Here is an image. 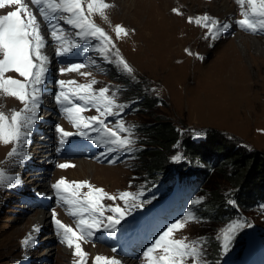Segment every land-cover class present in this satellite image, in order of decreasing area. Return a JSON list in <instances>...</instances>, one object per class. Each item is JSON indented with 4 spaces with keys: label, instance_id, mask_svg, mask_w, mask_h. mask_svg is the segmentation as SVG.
Masks as SVG:
<instances>
[{
    "label": "rangeland",
    "instance_id": "obj_1",
    "mask_svg": "<svg viewBox=\"0 0 264 264\" xmlns=\"http://www.w3.org/2000/svg\"><path fill=\"white\" fill-rule=\"evenodd\" d=\"M225 1L228 3L223 4L221 0H106L112 5L106 10L107 20L99 15H95L93 19L108 33L115 44V48L109 53L111 58L115 60L114 53L118 51L133 69L132 75L123 72L122 66L104 62L99 53L95 52L92 62L79 71H73L72 74L64 73L61 77L58 74L50 75L59 72L60 67L67 68V65L54 63L53 66L50 65L47 76L53 80L49 81L50 86L43 84L44 91L50 92L54 89L52 83L57 80H73L77 85L95 80L94 89L107 87L117 92L118 103L126 104L143 94L158 97L163 101L162 104L158 103L160 109L147 111L145 105L140 104L136 108L139 113L131 112L121 119L130 127L145 124L156 127V123L165 121L172 123L176 130L180 129L181 132L191 129L212 130L211 134L223 135L228 139L227 141L232 139L248 152L260 151L264 154V37L241 30L235 24L236 20L242 18L240 6L236 0ZM228 5L232 9L230 12H227ZM9 9L0 10V15L6 14ZM174 9L180 14L174 12ZM203 15L213 17L220 23L225 22L221 21L222 16H225L229 20L230 27L221 33L218 39L206 38V28L196 25L194 20L189 22V17ZM116 25L123 26L128 34L126 36L121 34L117 39L114 31ZM60 26L67 32V25L62 23ZM69 34L72 35V39H76L73 29ZM44 50H49V47L46 46ZM189 52L192 54L189 55ZM81 73H91V75L84 76ZM10 75L15 76L14 73ZM48 101L46 105L50 108L53 104ZM48 107L40 103L36 122L43 119L42 116L47 113ZM22 108L23 105L18 100L0 93V111L10 116L12 110L19 111ZM142 113L146 115H141ZM65 122L64 118V125ZM72 129L75 130L73 127ZM52 130L53 134L48 138L54 147L59 133L54 127ZM41 135L37 131H35V139L30 135L29 143L23 146L29 158L23 163H18L15 157L8 156L12 144L0 143V170H4L8 175L18 176L19 181L35 187V177L38 175L31 174L37 169L22 168V166L24 163L31 165L33 160L38 159L41 160L39 164H44L48 171L46 179L51 188V181L56 182L60 178L70 182L87 181L113 196H118L121 192H131L135 195L146 187L145 173L142 175L134 173L137 161L132 154L125 157L124 152H116L111 160L102 164L92 160L96 165L92 168L75 167L69 162L77 159L91 161L84 157H67L64 160L56 157L52 164L45 153L44 155L34 153L42 141L39 138ZM33 139L34 141H31ZM137 142L139 141H136L134 148L140 146ZM224 145L225 151L229 152L232 145ZM62 163L73 167L60 169L58 165ZM207 167L208 164L204 169ZM228 168L231 169L232 166ZM20 187L21 182L9 188L0 187V264H29L30 259L33 257L36 259V246L41 245L38 244L39 240L49 235L44 232L45 229H48L49 233L52 230L51 233L57 240L51 238L47 242L46 246L52 244L54 250L43 263L77 264L79 257H74L73 253L68 254L67 258L61 255L65 253L66 245L61 243L60 235L54 232L52 218L50 223L45 219L41 221L39 227L42 233L33 232L35 215L49 213L52 216L53 210L57 213V219L69 227H74V223L66 215L65 218L60 212L62 210L53 203L56 201L54 190L49 192L52 197L50 203L53 204H49L47 208L37 205L35 210H32L34 206L24 201L29 197L24 199L19 193ZM26 191L35 195L30 190ZM87 191L88 189L84 188V193ZM196 199L201 203L200 192L196 195ZM103 203L108 207L118 206L127 212L130 211L120 199L115 202L104 200ZM128 204L131 205L132 201ZM26 208L30 209L26 210ZM188 212L189 210L186 211ZM246 212L252 219V226L257 227L252 230L258 235H264V207L257 205ZM111 214L105 212L106 216ZM195 215L198 220L188 222L182 231L175 233V238L187 237L189 241H201L204 252H208L211 247L207 244V239L214 237L218 240V236L222 234L221 223L213 221L211 216L206 214L195 213ZM165 229L166 227L163 230ZM29 235L35 237L37 242L35 247L25 248L22 241ZM254 239L256 238L251 240ZM105 247L89 241L82 244V248L88 253L86 264H92L94 257L98 255L117 260L124 258L112 256L111 249ZM92 248L98 253L91 257ZM125 259L130 261L122 264H148L143 255ZM205 259L208 260L207 254ZM37 261L41 262L40 259ZM188 264L191 262L189 261Z\"/></svg>",
    "mask_w": 264,
    "mask_h": 264
},
{
    "label": "snow or ice",
    "instance_id": "obj_2",
    "mask_svg": "<svg viewBox=\"0 0 264 264\" xmlns=\"http://www.w3.org/2000/svg\"><path fill=\"white\" fill-rule=\"evenodd\" d=\"M30 3L38 9L39 17L46 22L52 41L56 44L57 57L78 48L80 45L77 41H96L92 51L99 53L104 62L122 66L123 72L132 75L133 69L118 51L114 53L115 60L111 58L109 53L112 48H115V44L108 33L93 19L95 15H99L107 20L106 10L112 5L106 0H30ZM236 3L240 6L242 18L236 20L235 24L241 30L252 34L264 32V0H236ZM12 6H15V10L0 15V93L15 98L23 105V108L19 111L12 110L10 116L0 111V143L12 144L13 147L8 156L15 157L18 163H23L29 158L23 146L28 142V137L38 119L41 86L45 83L49 57L43 51L47 42L33 8L26 0H0V10ZM173 11L180 14L176 9ZM193 20L196 25L206 28V38L210 37L213 40L218 39L219 35L230 27L229 23L221 24L220 21L208 15L189 17L190 23ZM60 22L74 30L75 40L60 26ZM114 31L117 39L121 37V34L125 36L128 34L121 25H116ZM84 67L86 65L83 63H72L60 71L64 74L67 71H79ZM8 73H16L23 79L13 78L7 75ZM81 74L91 75V73ZM56 83L60 88V91L56 93V103L72 127L77 129L76 132H69L57 125L56 131L60 134L61 145L68 137L85 135V130H90L97 133L98 139L94 142L106 148V151L101 153L102 156L108 157L116 152L132 153L134 151L136 143L134 126H127L122 119L115 120L111 127L107 123L109 117L120 116L128 107L126 104L117 102V92L107 87L94 89L95 80L87 84H78L75 88L68 90H65V85H75L76 81L58 80ZM93 108L97 115L87 117L83 115L84 112ZM195 135L199 137L201 134ZM172 159L174 162H179L184 157L175 155ZM58 167L67 169L73 165L62 163ZM18 183V176L8 175L4 170H0V187L9 188ZM52 188L58 204L67 206V214L75 219L76 228H72L57 219L55 210L52 212L53 223L59 230L57 234L62 236L61 243L73 249V255L79 257L77 264H86L88 256L81 246V241H89L95 233L102 230L109 233L115 232L117 225H120L125 218V209L118 206L108 207L103 203L104 200L115 202L120 199L125 202L126 207L129 201H132L133 207L140 206L136 203L139 199L138 195L121 192L118 196H113L103 188L94 187L87 181L69 182L65 178H60L52 185ZM82 188L88 189L86 193H83V198L80 191ZM198 203L197 200L192 201L193 205ZM106 211L112 214L106 216ZM197 220L195 212L189 211L182 219H177L167 226L155 242L144 251L143 256L148 264H188L189 261L191 264H207L201 241H189L187 237L175 238V233L182 231L188 222ZM245 226L250 225H246L241 218L222 230L218 239L221 240L220 247L225 252L229 250L239 230ZM39 231L40 227L34 226L33 232L38 234ZM36 242V238L29 235L22 244L28 248L35 247ZM112 251L115 252L116 249L113 248ZM92 264H121V261L98 255L94 257Z\"/></svg>",
    "mask_w": 264,
    "mask_h": 264
},
{
    "label": "trees",
    "instance_id": "obj_3",
    "mask_svg": "<svg viewBox=\"0 0 264 264\" xmlns=\"http://www.w3.org/2000/svg\"><path fill=\"white\" fill-rule=\"evenodd\" d=\"M136 98L140 102L137 106L145 105L147 111L160 109L158 103H163L162 99L146 94ZM132 112L139 113V110ZM156 124V127H150L147 124L133 125L134 139L139 141L137 144L140 145L135 147L137 165L134 173L137 175L145 173L146 186L158 184L160 180L168 177V180L172 181L176 177H185V180H188V173L195 174L198 193H201V203L193 206L195 212L211 216L213 221L221 225L232 220L240 209L246 212L254 206L261 205L260 202L264 204V154L262 152H248L232 139L227 141L228 139H225L223 135L211 134L212 130L208 132L205 140L193 143L186 132L181 134L180 129L176 130L172 123L164 121ZM180 137L184 138L185 153L194 164L190 168H187L184 163L178 165L170 163V158L175 153L173 145ZM224 144L232 145L229 152L225 151ZM206 164L208 167L204 169ZM229 166L232 168L229 169ZM230 198L235 201L233 207L228 203ZM207 244L211 247L210 251L205 252L207 258L217 259L218 245L215 238H208Z\"/></svg>",
    "mask_w": 264,
    "mask_h": 264
},
{
    "label": "bare ground",
    "instance_id": "obj_4",
    "mask_svg": "<svg viewBox=\"0 0 264 264\" xmlns=\"http://www.w3.org/2000/svg\"><path fill=\"white\" fill-rule=\"evenodd\" d=\"M26 2H28V0H26ZM221 2L223 4L225 3H228L227 1L225 0H221ZM232 9L231 7L228 5L227 6V12H230ZM223 18H221V21H225V22H221V23H228L229 20H227L225 18V16H222ZM39 21V20H38ZM43 32V35L45 36L46 40H48L50 38V36L44 31V29L42 30ZM51 43V42H50ZM47 47H50L51 48V45L48 44ZM45 55H47L49 57L50 55V51H45L44 52ZM53 64V62L51 61V59L49 58V61H48V64H47V69L49 68V66ZM65 73H69V74H72L73 71H67ZM60 75V77L63 75L61 74V71H59L58 73ZM51 75V74H50ZM58 76V75H57ZM53 80V79H52ZM50 86V85H48ZM55 86V85H54ZM49 89V88H48ZM44 98L45 96L43 97L42 101H43V106L44 107H48L46 104L47 100L44 101ZM42 120H40L39 122H36L35 125H34V131L33 133H31V137L35 135V131H37V133L39 134H42L41 138L42 141L39 143V145L36 147V151L34 153H38L40 155H44L45 153V156L47 157L48 161L51 162L53 164L55 158H56V155L54 153V149L52 147V144L49 142L50 141V138H48L49 135H52L53 134V130H52V127H54L56 129V126L59 125L60 127H62L64 124V118L61 117V116H58L56 114V110L54 109V106L52 105V107H48L47 109V113L44 114L42 116ZM55 120H54V119ZM54 123V124H53ZM65 131H68V130H73L72 129V124L69 122V120L66 119V122H65V125L64 127H62ZM50 131V132H49ZM29 136L28 139L31 138ZM34 139H35V136H34ZM31 140V141H34ZM38 141V140H37ZM29 143V142H28ZM26 149V148H25ZM26 152V151H24ZM91 159V161L93 160V158H89ZM28 159H26L25 161H27ZM33 160V159H32ZM31 160V161H32ZM24 161V162H25ZM41 160H33L29 165V164H23L22 168H25V167H28V168H36L37 171L34 172L33 174L31 175H38V177H35V184L36 186L35 187H30L28 186L27 184L24 183V181H19L21 182V187L19 188V193L22 194V196H24L23 198H28L29 197V200L32 201V204L31 205H34V204H38V205H42L44 202H51L52 200V197L50 195L49 192H51L52 188L49 184V182H47V179H46V176L48 175V171L46 170L44 164H39ZM91 161H82V159H77L75 161H69L71 164H74L75 167H86V168H92V167H95L96 165L93 164L94 160L91 162ZM79 168V173L81 172V169ZM73 174V172H71ZM43 180L44 182L41 183L40 181ZM30 182V181H29ZM18 187V186H17ZM30 190L31 192H33L35 195H31L29 192H27L26 190ZM12 197H15L14 195H12ZM19 199H22V198H19ZM27 203V202H26ZM37 206L33 207L32 210H35ZM30 208H26V210H28ZM14 219V217H11ZM51 218L52 216L49 215V213H38L35 215L34 217V226H39V224L41 223V221L43 219L47 220V222H51ZM51 225V224H50ZM45 226V225H44ZM46 227H47V224H46ZM50 230H51V227H50ZM49 230L48 229H45L44 232H47L49 235L47 237H45V239H43V237L39 240V243L38 244H41L40 246H36L37 250L35 251V254H36V259H34V257L32 259L29 260V264L31 263H34V264H37L39 263L40 261H37V260H41L40 264H44L43 261H45L46 259H48L51 255V253L53 252L54 248H53V245L50 244L49 246H46L47 242L51 240V238L53 240H57L55 236L52 235V230L51 232L49 233L48 232ZM40 233H42V229L40 228ZM45 241V242H44ZM44 242V243H42ZM51 243V242H50ZM82 244L84 245L85 242L82 241L81 242V246ZM66 245V244H64ZM91 253V257L93 255H96L98 253V251H95L93 248L91 249L90 251ZM70 253H73V249H70L68 248L67 246H65V253H61V255L64 257V258H67L68 257V254ZM133 253H135V251H133ZM113 256V255H112ZM75 257V256H74ZM28 259V258H27ZM34 259V260H33ZM120 261H121V264L124 262L126 263L127 261H130L128 259H125L124 258H118Z\"/></svg>",
    "mask_w": 264,
    "mask_h": 264
}]
</instances>
